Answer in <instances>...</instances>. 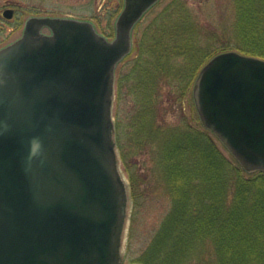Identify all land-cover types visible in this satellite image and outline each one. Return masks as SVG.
<instances>
[{"label":"water","instance_id":"obj_1","mask_svg":"<svg viewBox=\"0 0 264 264\" xmlns=\"http://www.w3.org/2000/svg\"><path fill=\"white\" fill-rule=\"evenodd\" d=\"M159 1L125 0L113 39L91 21L32 17L0 50V264H123L130 192L115 140L116 70ZM193 99L242 167L264 171V59L216 55Z\"/></svg>","mask_w":264,"mask_h":264},{"label":"trees","instance_id":"obj_2","mask_svg":"<svg viewBox=\"0 0 264 264\" xmlns=\"http://www.w3.org/2000/svg\"><path fill=\"white\" fill-rule=\"evenodd\" d=\"M234 6L233 24L219 31L206 28L188 0H172L137 35L122 62L131 59V68L119 71L117 103L124 92L134 96L132 140L161 138V166L173 205L139 259L143 264H193L208 243L213 264H264V171L245 176L206 128L185 123L163 136L158 115L165 85L175 88L167 96L183 106L200 70L216 55L236 51L264 59V0H234ZM121 125L115 123L119 148ZM122 154L126 159L127 152ZM130 179L134 190V175Z\"/></svg>","mask_w":264,"mask_h":264},{"label":"rangeland","instance_id":"obj_3","mask_svg":"<svg viewBox=\"0 0 264 264\" xmlns=\"http://www.w3.org/2000/svg\"><path fill=\"white\" fill-rule=\"evenodd\" d=\"M171 1L162 0L161 3L148 12L134 32V46L137 35L144 33L146 26ZM188 1L194 13L206 28L224 31L223 29L229 28L235 20L234 0ZM120 2L121 0H0V14L6 8H13L16 12L14 20L0 16V48L21 38L22 25L33 15L92 21L101 34L113 39L115 36V23L121 11ZM45 32L49 31L45 30ZM133 56H135V53ZM130 61L131 59L126 60L124 65L121 63L118 66L116 79L119 77V71L126 73L131 68V66H128ZM172 89L175 88L165 85L163 91L165 97H162V102L159 105V121L163 124L162 129L165 131L163 136H167L174 127L185 123L197 129H205L194 103L193 86L187 94L183 106L167 96V93ZM117 97L116 85L113 120L114 123L120 120L122 124L120 126L122 128L121 147L117 146L119 166L129 187L130 195L134 193V199L133 197L130 199L128 220L123 234V264H143L139 262V259L160 230L173 205L164 168L161 166V138L145 144L139 143L137 139L132 140V136L136 134L135 128L132 127V118L136 114L134 96L124 92L121 101L118 103ZM146 133H148V130ZM216 138L215 141L223 154L228 159L235 161L229 150ZM123 152L128 154L126 159H123ZM130 174L135 177L134 190L131 186ZM251 175V173L245 172V176L251 177ZM202 254L200 255L199 252L193 264L215 263V254L211 244L208 243V246H205Z\"/></svg>","mask_w":264,"mask_h":264},{"label":"flooded vegetation","instance_id":"obj_4","mask_svg":"<svg viewBox=\"0 0 264 264\" xmlns=\"http://www.w3.org/2000/svg\"><path fill=\"white\" fill-rule=\"evenodd\" d=\"M162 1V0H161ZM161 1H159L157 4H155L152 8H154V7H156L159 3H161ZM124 5H125V0H121V2H120V7H121V11H120V13L122 12V10H123V8H124ZM150 11V10H149ZM148 11V12H149ZM148 12L145 14V16H144V18L147 16V14H148ZM119 13V14H120ZM119 14H118V16H119ZM0 16H5V17H7L9 20H14V18L16 17V12H15V10L13 9V8H6V10H4L3 11V13L2 14H0ZM32 17H49V16H37V15H33V16H30L27 20H26V22H24V24L22 25V36H23V34H24V30H25V27H26V24H27V22H28V20L30 19V18H32ZM143 18V19H144ZM117 21V20H116ZM143 21V20H142ZM48 31H49V29H48ZM20 39V38H19ZM18 40V39H17ZM17 40H15L14 42H16ZM14 42H12V43H14ZM12 43H10V44H12ZM10 44H8V45H10ZM8 45H6V46H4V47H2V48H5V47H7ZM2 48H0V49H2Z\"/></svg>","mask_w":264,"mask_h":264}]
</instances>
